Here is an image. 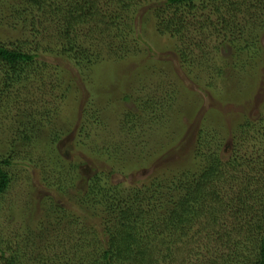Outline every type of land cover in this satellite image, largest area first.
I'll return each mask as SVG.
<instances>
[{"label":"rangeland","instance_id":"obj_1","mask_svg":"<svg viewBox=\"0 0 264 264\" xmlns=\"http://www.w3.org/2000/svg\"><path fill=\"white\" fill-rule=\"evenodd\" d=\"M161 1L142 0L134 18H123L118 27L106 31L104 45L98 43L99 33L88 40L94 54H101L90 71L78 66L76 57L64 53L63 43L53 30L47 34L31 32L22 25L0 28V42L6 45L32 44L30 48L41 47L42 52L46 49L32 66L30 72L34 75L25 85L13 89L8 98L0 93V158L15 155L10 167L12 183L0 203V236L12 240L14 251L20 249L28 254L20 241H31L41 225L56 230L54 238L47 237L54 254H61L69 244L75 248L83 242L78 232L88 224L86 213L93 208L88 199L83 204L79 202L78 194L88 192L87 179L95 172L96 150L103 155L100 166L107 165L104 151L121 153L119 160L125 167L121 168L123 172L114 173L112 180L130 189L135 179L166 173L163 165L177 162L181 154L189 153L199 143H203L208 156L220 158L221 164L230 167L228 180L222 184L226 183L227 189L223 191L228 197L239 194L247 178L263 177L264 16L248 8L238 19L223 10V18L237 19L232 22L230 33H234L233 37H239L240 32L245 34L241 42L249 38L245 28L249 20V24L257 22L260 29L259 38L247 40L250 45L255 44L257 57L253 65L258 68L254 76L248 77L246 71L251 64L243 71L242 60L231 57L234 51L221 47L226 33L222 31L220 14L211 18L205 29L202 28L206 18L198 14L187 38L181 40L160 32L154 10ZM85 32L82 27L80 35ZM121 46L127 48L124 57L118 51ZM116 50L119 58L113 55ZM133 112L140 122L135 130L123 123L127 114ZM247 125L250 126L246 129ZM33 127L39 130V136H32ZM22 135L32 136V142L24 141ZM184 141L186 146L179 149ZM155 152L162 158L152 166L126 169L127 165L134 166L128 157L131 153L149 157ZM58 155L65 162L62 165ZM70 163L81 169L70 185L66 183L68 177L64 179V193L57 187L59 171L66 170ZM54 164L59 167L54 168ZM170 176L172 173L166 179ZM52 177L56 180L51 181ZM231 202L233 207L226 209L228 223L218 228L220 232L216 230L218 234L233 228L244 233L243 223L232 215L238 201ZM69 216L80 224L67 226ZM86 232L84 239L90 233ZM227 245L217 241L209 246L220 263L231 256L227 248L234 246ZM205 248L201 245L194 249ZM51 252L48 257L52 258ZM155 257L160 260L159 254L155 253ZM175 258L177 264L183 260L194 264L206 262L186 248L175 251Z\"/></svg>","mask_w":264,"mask_h":264},{"label":"trees","instance_id":"obj_2","mask_svg":"<svg viewBox=\"0 0 264 264\" xmlns=\"http://www.w3.org/2000/svg\"><path fill=\"white\" fill-rule=\"evenodd\" d=\"M157 3L154 16L160 32L182 38L181 40L187 38L186 33L198 14L206 18L202 29L211 23V18L220 14L222 31L226 33L221 47L232 49V59H241L242 66L251 64L250 69H243L249 72L246 71L248 77L258 72L257 64L255 67L253 65L255 56L257 57L255 44L249 43L250 40L259 38L257 29H260L255 25L257 22H247L245 28L249 38L241 42L245 34L240 32L239 37H233L234 33H230L232 22L237 19L223 18V10L226 9L225 12L237 18L244 9L250 8L263 17L264 0H162ZM139 6H142V0H0V28L22 25L31 32L44 31L47 34L53 30L63 43L64 53H69L72 58L76 57L77 63H80L78 66L90 71L100 61L101 54H94L87 41H92L99 33L100 35H96L100 41L98 43L104 45L102 42L107 35L106 31L118 27V22L123 18H134ZM110 7H118V10ZM39 26L42 28H38ZM82 27L86 32L80 35ZM23 45L17 47L15 44L0 42V85L3 86L0 93L5 98L12 95L13 89L30 80L34 75L30 72L32 66L46 53V49L42 52L41 47L30 48L32 44ZM119 49L123 56L127 48L121 46ZM119 52L116 50L113 55L119 58ZM40 61L43 65L47 64L45 59ZM138 119L135 112L128 113L123 123L135 130L140 123ZM38 131L33 127L32 136H39ZM32 136L22 135L26 142H32ZM13 145L15 149V142ZM185 146L184 141L178 148ZM204 147L203 143H199L185 154H181L178 149L181 155L177 162L163 165L166 173L161 175L158 172L135 179L130 184L131 189L122 182L112 180L114 173L125 167L119 160L121 153L117 155L110 150L104 151L107 154L104 156L107 165L100 166L98 162H102L100 158L103 155L101 150H96L93 153L95 172L87 179L88 192L78 194L79 202L83 204L88 199L91 205L89 207L93 208L86 213L88 224L78 232L83 242L75 248L69 244L65 246L67 250L63 248L61 254H54L47 237L54 238L56 230H51L50 225H41L31 241H20L26 245L28 254H23L20 249L14 251L11 247L12 240H5L0 236V264H177L175 251L183 248L205 260L206 264H264V173L260 179L247 178L239 194L228 197L223 191L227 189L226 183V188L222 184L228 180L230 167L221 164L220 158L208 156L203 151ZM13 154L0 158V203L12 183L10 167L14 164ZM128 157L134 166L126 164V169L152 166L162 158L159 152L149 157L131 153ZM58 160L59 165H62V156L58 155ZM232 162L236 163L237 159L233 158ZM59 165L54 164V168ZM61 168L64 169L63 166ZM80 169L78 164L70 163L66 170L59 171L62 176L57 184L59 191L66 192L64 179L68 177L66 183L69 182V185L75 182ZM170 173L172 176L166 179ZM54 179L55 177L50 178L51 181ZM50 180L47 179V182ZM231 200L238 201L232 215L236 221L243 223L244 233L233 228L224 234H218L216 230L220 232L218 228L228 223L226 209L233 207ZM66 218L67 226L80 224L76 223L73 216ZM49 231L53 233L49 234ZM86 231L90 233L84 239ZM241 234L243 239L240 238ZM217 241H225L227 246H234L233 249L227 248V253L231 256L222 263L216 260L217 257H213L214 252L209 248ZM201 245L206 248L197 249L198 251L194 249ZM50 252L52 258L48 257ZM155 253L159 254L160 260L155 257ZM178 264L194 263L183 260Z\"/></svg>","mask_w":264,"mask_h":264}]
</instances>
